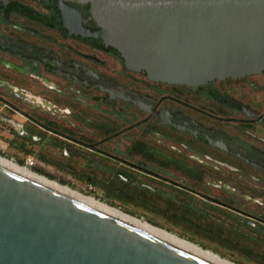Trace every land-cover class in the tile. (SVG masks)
Instances as JSON below:
<instances>
[{
    "label": "flooded vegetation",
    "instance_id": "flooded-vegetation-1",
    "mask_svg": "<svg viewBox=\"0 0 264 264\" xmlns=\"http://www.w3.org/2000/svg\"><path fill=\"white\" fill-rule=\"evenodd\" d=\"M98 29L88 3L0 0V154L159 211L232 215L264 245V71L152 81Z\"/></svg>",
    "mask_w": 264,
    "mask_h": 264
},
{
    "label": "water",
    "instance_id": "water-1",
    "mask_svg": "<svg viewBox=\"0 0 264 264\" xmlns=\"http://www.w3.org/2000/svg\"><path fill=\"white\" fill-rule=\"evenodd\" d=\"M124 66L198 86L264 71V0H73ZM0 264H210L0 166Z\"/></svg>",
    "mask_w": 264,
    "mask_h": 264
},
{
    "label": "rangeland",
    "instance_id": "rangeland-1",
    "mask_svg": "<svg viewBox=\"0 0 264 264\" xmlns=\"http://www.w3.org/2000/svg\"><path fill=\"white\" fill-rule=\"evenodd\" d=\"M0 157L10 160L21 167H24V162H26V160H20L23 161V164L19 165V160H11L8 157H3L1 154ZM37 166L43 169L45 172L49 173L51 177L49 178L39 173L37 174L44 176L49 180L55 181L63 186H68L72 190L77 191L82 195L95 198L96 200H99L111 207L117 208L130 216L143 219L152 226L172 233L178 236L179 238L187 240L205 250H209L234 264H264V245L256 244L254 242L247 243L238 240L239 245H237V249L220 247L218 243L209 241L208 239L204 238L203 234H198L193 229L191 231L190 228L183 224L175 225L171 222L172 220L167 215H164L162 212L155 214L152 211H144L143 209H141V207L135 206V204L132 202L124 203L115 200L114 198L107 197L98 187H95L83 181H79L70 176L67 172L63 170H57L51 165L40 162ZM27 169L31 172H34L32 169ZM210 215H212L211 218H213L215 215L219 221L222 220L226 224L225 231L228 230V221L226 222V218L218 217L217 214ZM200 226H203V223H200ZM246 232L248 231L243 229L241 231V233L243 234H247ZM225 234L222 238L225 237ZM225 241L227 240L225 239Z\"/></svg>",
    "mask_w": 264,
    "mask_h": 264
},
{
    "label": "bare ground",
    "instance_id": "bare-ground-1",
    "mask_svg": "<svg viewBox=\"0 0 264 264\" xmlns=\"http://www.w3.org/2000/svg\"><path fill=\"white\" fill-rule=\"evenodd\" d=\"M0 166L5 169L11 170L17 174H20L38 184H41L89 208H92L97 212L103 213L111 218L124 222L163 242H166L178 249L188 252L210 264H234L209 250H205L187 240L179 238L178 236L172 233H169L163 229L152 226L143 219L130 216L117 208L111 207L99 200H96L95 198L82 195L79 192L72 190L68 186L60 185L55 181L45 178L44 176L31 172L27 168L18 166L16 163L10 160H6L0 157Z\"/></svg>",
    "mask_w": 264,
    "mask_h": 264
},
{
    "label": "trees",
    "instance_id": "trees-1",
    "mask_svg": "<svg viewBox=\"0 0 264 264\" xmlns=\"http://www.w3.org/2000/svg\"><path fill=\"white\" fill-rule=\"evenodd\" d=\"M19 165L23 164V161H18ZM34 172L45 175L46 177H49L46 174H43L42 172L31 168ZM121 195H106L107 197L114 198L115 200L128 203L132 202L137 206H142L146 208L145 198L141 196H130L125 193V191H120ZM154 199V198H153ZM151 200V199H150ZM152 203H147L150 208H147L148 210L152 211L155 214H158L159 212H162L164 215H167L174 223L177 224H183L196 231L198 234L201 233L204 235V238L208 239L211 242H216L219 244L220 247L224 248H231V249H237V245H239V241H244L247 243L252 242V238L250 234L246 237H244L238 228L237 222L232 219V215H219V213H202V212H191L187 209L179 208L175 205L168 204L165 207V210L159 211L157 210L156 203L151 200ZM146 205V206H145ZM210 214H217L218 217H224L228 218L230 224H228V230L225 231L226 224L222 220H218L216 216L214 215L213 218ZM200 223H203V226H200ZM189 230V229H188ZM249 233H252L251 229L247 230ZM226 233V234H225ZM225 234V237L223 235ZM225 239L228 241H225Z\"/></svg>",
    "mask_w": 264,
    "mask_h": 264
},
{
    "label": "built area",
    "instance_id": "built-area-1",
    "mask_svg": "<svg viewBox=\"0 0 264 264\" xmlns=\"http://www.w3.org/2000/svg\"><path fill=\"white\" fill-rule=\"evenodd\" d=\"M33 164H34V161L33 160H26V162H24V168H29V169H31L32 168V166H33Z\"/></svg>",
    "mask_w": 264,
    "mask_h": 264
}]
</instances>
